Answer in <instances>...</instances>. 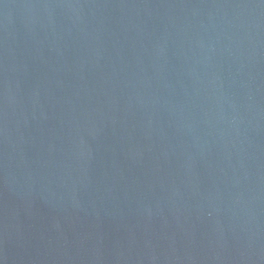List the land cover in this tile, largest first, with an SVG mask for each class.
I'll return each instance as SVG.
<instances>
[{
    "label": "water",
    "instance_id": "water-1",
    "mask_svg": "<svg viewBox=\"0 0 264 264\" xmlns=\"http://www.w3.org/2000/svg\"><path fill=\"white\" fill-rule=\"evenodd\" d=\"M0 264H264V0H0Z\"/></svg>",
    "mask_w": 264,
    "mask_h": 264
}]
</instances>
